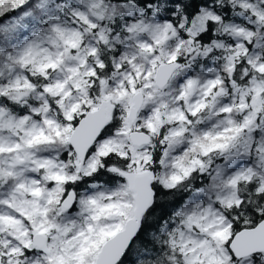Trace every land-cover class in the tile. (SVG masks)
Segmentation results:
<instances>
[{"label": "snow or ice", "instance_id": "1", "mask_svg": "<svg viewBox=\"0 0 264 264\" xmlns=\"http://www.w3.org/2000/svg\"><path fill=\"white\" fill-rule=\"evenodd\" d=\"M0 264H264V0H0Z\"/></svg>", "mask_w": 264, "mask_h": 264}]
</instances>
